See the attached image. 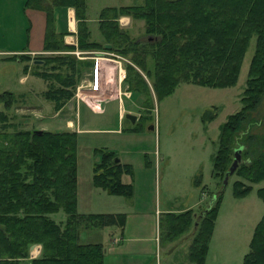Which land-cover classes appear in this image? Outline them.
<instances>
[{
	"label": "trees",
	"instance_id": "16d2710c",
	"mask_svg": "<svg viewBox=\"0 0 264 264\" xmlns=\"http://www.w3.org/2000/svg\"><path fill=\"white\" fill-rule=\"evenodd\" d=\"M55 4L73 8L79 48L98 50L109 44V50L126 55L151 78L156 99L168 95L179 83L207 87L233 85L249 39L254 37V51L240 98L241 108L220 125L212 157L211 174L219 179L220 189L198 214L191 210L165 212L159 214L157 220L159 242L172 240L194 223L188 259L190 263L203 264L223 190L222 179L231 166L235 149L240 148V154L232 175L240 178L232 182V194L241 197L249 191L250 186L244 181H264V137L253 150L243 140L246 127L252 121L249 113L264 92V0H143L141 4L104 7L98 13L101 39L97 41L90 38L85 22V0H50L49 5L36 3L47 15L43 47L49 51L68 47L52 30L50 6ZM119 14L143 21V41L133 38L127 28L118 24ZM147 54L152 60L151 69L145 65ZM36 59L42 61L33 65L35 68L43 66L42 71L35 73L41 78L53 82V78L67 77L65 86L49 95L58 106L61 98L72 93V76L61 74L57 67L66 66L68 61L70 71L80 73L92 63L75 62L60 54ZM47 62L52 63L51 69L58 71L48 73L44 69ZM125 67L130 84L140 86L134 91L149 97L139 73L129 64ZM67 85L69 90L65 88ZM2 95L11 99L13 96L7 91L0 93ZM1 101L3 108L11 104L10 99ZM3 108L0 110L1 130L7 126ZM205 114L203 120H210L211 116L205 118ZM246 139L251 140L252 136ZM12 141V148L0 146V264H102L103 245L81 242L83 228L116 227L119 231L124 214L77 212L75 134L16 131ZM245 150L250 151L246 154ZM95 153L99 157L92 166V185L110 195L130 197L132 186L122 180L123 174L131 175L130 164L115 161V152L111 150ZM256 193L264 199V187L258 188ZM58 209L64 218L55 221L50 214ZM36 243L40 245V252L36 257H29V247ZM241 264H264V212L253 226Z\"/></svg>",
	"mask_w": 264,
	"mask_h": 264
},
{
	"label": "rangeland",
	"instance_id": "374dc122",
	"mask_svg": "<svg viewBox=\"0 0 264 264\" xmlns=\"http://www.w3.org/2000/svg\"><path fill=\"white\" fill-rule=\"evenodd\" d=\"M103 1L111 4V7L143 2V0ZM89 2L92 9L97 4L96 0ZM120 17H127L129 22L125 18L118 21ZM117 22L121 27L127 28L133 38L141 41L145 39L141 19L119 14ZM91 26H94L91 30L95 35L94 39H97V33H99L97 22L91 23ZM67 46L62 50H46L47 52L43 55H66L73 58L75 62L92 61L90 52L93 49L79 48L77 39L74 45ZM109 49H98L100 52L107 53L106 57L102 55L100 58L118 60L124 77L122 79L117 77L114 65L110 66L101 62L100 82L103 79L105 84L100 83V88H103L100 91L107 99L105 101H90L86 98L91 94L82 91L87 89L86 81L89 79L88 73L92 63L80 73L76 70L70 71L67 66L68 61L64 64L66 66L57 67L58 70L61 69V74L72 76L70 86L72 93L68 97H60L59 106L55 98L49 95L54 90L57 91L60 86L64 87L65 81L68 82L67 77L61 80L53 78L51 82L52 79L41 78L35 74L36 70L42 71L43 66L39 68L32 66V74L38 77L37 82L41 87L37 89L36 86L31 89V74L27 73V81L24 84L19 83L17 76L22 73L18 67L16 76L9 77L8 85L6 84L10 91H14L11 93L12 99L6 95H2L3 99L0 96V110L3 108L1 100H11L10 106L3 108L7 116V126L4 130L0 129V146L12 148L14 146L12 139L16 131L73 132L76 136L77 212L146 211L152 213L156 206L161 211L186 208L171 213L191 210L198 214L199 210L207 206L212 195L220 189L219 179L211 174L212 157L217 148L220 125L228 115L241 108L240 98L254 51V37L251 36L249 39L233 85L207 87L179 83L168 95L157 99L152 90L151 78L146 77L129 57ZM50 63L47 62L44 69L48 73L58 71L55 68L51 69ZM126 64L131 65L139 73L149 90V97H146L143 92L140 94L134 91L140 86L134 87L128 81ZM145 65L151 69L152 60L148 54L145 57ZM65 88L69 90V85ZM125 113L134 115L135 121L130 123L124 117ZM203 113H206L205 118L211 116V119L204 121ZM249 119L252 121L246 127L243 140L246 144L249 143L250 150H253L258 146V141L260 140L261 143L264 137V92L260 95L255 108L249 113ZM248 135L252 136L251 140L246 139ZM236 147L238 145L234 148ZM106 150L114 151L120 163L130 164L131 175L123 174L122 176L124 182L132 186L130 197L110 195L92 185V166L99 157V154L95 152ZM249 151L245 150L246 154ZM245 152L243 151L244 158ZM237 178L240 177L229 175L223 187L218 214H216L214 235L210 240L203 264H241L242 257L248 249L253 226L264 212V199L256 193L258 188L264 187V181L254 183L244 181L245 185L249 184V191L244 196L235 197L232 194L231 185ZM50 217L60 221L64 218V214L61 209H58L54 214H50ZM194 227V223H190L185 231L176 234L172 240H160L159 251L155 259L148 264H193L188 259V251ZM83 229H85L83 240L97 237L95 240L88 241H97L102 244L112 235L120 236V231L116 233V227L105 228L104 230H108L109 233H103V236L99 229ZM83 240L81 242H86ZM34 245L35 248L28 252L29 257L35 252H40V245L38 243Z\"/></svg>",
	"mask_w": 264,
	"mask_h": 264
},
{
	"label": "crops",
	"instance_id": "0c3cea01",
	"mask_svg": "<svg viewBox=\"0 0 264 264\" xmlns=\"http://www.w3.org/2000/svg\"><path fill=\"white\" fill-rule=\"evenodd\" d=\"M89 1L85 0V22L90 31V38L94 39L95 35L91 30L94 26H91V23L98 21V13L101 8L109 7L111 4L103 0H96L97 4L92 9ZM35 2L38 5H41V3L49 5L50 0H0V93L3 91L14 93L6 87V84L8 85L9 77L16 76L18 67L22 73L17 76L19 83L24 84L27 81V73H29L31 74L30 88L34 89L37 86V89H40L41 87L37 82L38 77L32 74L31 67L34 64H41L42 61L36 59V57L47 52L43 47L47 15L45 10L41 9ZM50 15L52 30L58 38L66 45H74L75 39H77V24L73 8L57 4L51 5ZM124 18L129 22L127 17H120L118 21ZM97 36L98 38L94 39L96 41L101 39L99 33H97ZM23 56L25 59H22ZM35 61L39 62L35 63ZM38 108H40L39 105ZM122 180L124 181L123 178ZM184 209L186 208L164 209L161 211L155 206L152 213L146 211L122 212L124 214L123 227L119 230L120 233L118 229L116 231L120 236L117 234L112 235L109 239H106L105 243H101L104 247L102 264H148L154 260L157 251H159L157 226L159 214ZM216 219L217 216L208 246L214 235ZM104 229H100L102 236L103 233H109L108 230ZM83 234H85L84 231L80 235V241L84 238ZM96 238L83 241L97 242L88 241ZM147 242H150V244H147ZM33 248H35V245L29 247V252ZM38 254L39 251L30 257H36Z\"/></svg>",
	"mask_w": 264,
	"mask_h": 264
},
{
	"label": "built area",
	"instance_id": "2783aa9c",
	"mask_svg": "<svg viewBox=\"0 0 264 264\" xmlns=\"http://www.w3.org/2000/svg\"><path fill=\"white\" fill-rule=\"evenodd\" d=\"M90 54H91V58L93 57L92 67L89 73V79L86 81L87 89L82 91L91 94L89 97L86 98L90 101H100V100L105 101L107 99L102 96L103 92L100 91L103 90L102 87L100 88V83L105 84L103 79L102 82H100L101 62H105L110 66L114 65L115 72L119 79H122L124 77V72L121 68V63L118 60H111L110 58H108V60L103 59L104 57H106L105 55H107L105 51L100 52L98 50H94L91 51ZM102 55H104V57L100 58V56Z\"/></svg>",
	"mask_w": 264,
	"mask_h": 264
},
{
	"label": "water",
	"instance_id": "95a60500",
	"mask_svg": "<svg viewBox=\"0 0 264 264\" xmlns=\"http://www.w3.org/2000/svg\"><path fill=\"white\" fill-rule=\"evenodd\" d=\"M104 49H109L110 48V45L109 44H105L103 46ZM36 62H39V61H35ZM124 117L129 120L130 123H133L135 121V116L134 115H131L129 113H125L124 114ZM239 151H240V148H237L235 149L234 153H233V159H232V162H231V166L229 167L228 171L225 173L223 179H222V188L224 187V185L226 184L227 182V178L229 175L232 174L234 168L236 167L238 161H239ZM115 161H117L118 159L115 158L114 159ZM212 200V199H211Z\"/></svg>",
	"mask_w": 264,
	"mask_h": 264
},
{
	"label": "bare ground",
	"instance_id": "6f19581e",
	"mask_svg": "<svg viewBox=\"0 0 264 264\" xmlns=\"http://www.w3.org/2000/svg\"><path fill=\"white\" fill-rule=\"evenodd\" d=\"M93 51V50H92ZM92 62V61H91ZM92 66V65H91ZM89 74V73H88ZM88 76V75H87ZM126 78V77H125ZM116 80V79H115ZM80 81V80H79ZM127 90V89H126ZM128 91V90H127ZM112 95V94H111ZM118 95V94H117ZM116 98H118V97H116ZM75 99V98H74ZM110 100H112V99H110ZM121 112V111H120ZM122 116V115H121Z\"/></svg>",
	"mask_w": 264,
	"mask_h": 264
}]
</instances>
